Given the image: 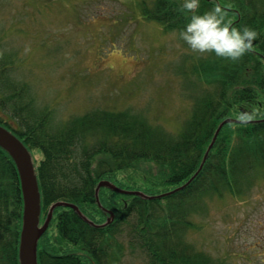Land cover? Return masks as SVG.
I'll return each mask as SVG.
<instances>
[{
    "label": "trees",
    "instance_id": "16d2710c",
    "mask_svg": "<svg viewBox=\"0 0 264 264\" xmlns=\"http://www.w3.org/2000/svg\"><path fill=\"white\" fill-rule=\"evenodd\" d=\"M135 1L144 17L165 29L180 30L189 19L182 0ZM217 2L227 8L226 19L259 35L237 59L210 51L192 66V82L203 89L177 130L127 108L103 106L53 124L51 108L36 107L28 84L11 77V57L0 52V123L41 150L36 171L42 217L51 203L67 200L103 222L109 213L98 205L95 188L104 178L155 195L102 186L100 201L114 218L100 226L70 206H57L38 241V264H119L136 250L146 264H231L227 256L198 247L194 234L203 229L208 199L244 198L264 182V0H200L195 11ZM242 111L254 114L224 123L208 149L218 124ZM22 210L16 164L0 146V264H19Z\"/></svg>",
    "mask_w": 264,
    "mask_h": 264
},
{
    "label": "rangeland",
    "instance_id": "374dc122",
    "mask_svg": "<svg viewBox=\"0 0 264 264\" xmlns=\"http://www.w3.org/2000/svg\"><path fill=\"white\" fill-rule=\"evenodd\" d=\"M179 32L144 17L135 0H0V52L36 107L51 108L53 124L103 106L177 130L203 89L192 66L210 54L193 51ZM30 149L39 162L41 150ZM207 207L196 216L204 222L197 246L231 264H264V182ZM119 264H146L145 254L129 251Z\"/></svg>",
    "mask_w": 264,
    "mask_h": 264
},
{
    "label": "water",
    "instance_id": "95a60500",
    "mask_svg": "<svg viewBox=\"0 0 264 264\" xmlns=\"http://www.w3.org/2000/svg\"><path fill=\"white\" fill-rule=\"evenodd\" d=\"M264 119V117L262 118ZM241 121L240 118L228 116L225 117L217 126L208 149L212 146L219 130L226 122ZM0 146L5 149L10 156L14 159L21 184V191L23 197V211H22V224L19 234L18 242V257L19 264H38L37 247L38 240L43 232L47 229L49 222L52 218L54 209L59 205L70 206L85 220L97 226L109 223L114 218V212L105 207L99 198V189L106 186L117 192L135 193L146 198H152L155 195L147 194L141 189H125L118 186L110 179H101L95 188L96 201L100 207L106 210L109 215L102 223H95L91 220L79 206L67 200H56L48 208L46 217L42 224H40L41 213V193L39 189L38 177L32 158V154L26 144L10 129L0 123ZM208 149L204 153L202 161L205 160ZM202 162L199 167H201ZM184 185V184H183ZM183 185L179 186L182 187ZM177 187V188H179ZM175 189H172L173 191ZM170 192V191H167Z\"/></svg>",
    "mask_w": 264,
    "mask_h": 264
},
{
    "label": "clouds",
    "instance_id": "9594fccd",
    "mask_svg": "<svg viewBox=\"0 0 264 264\" xmlns=\"http://www.w3.org/2000/svg\"><path fill=\"white\" fill-rule=\"evenodd\" d=\"M200 0H182L181 9L189 17L180 29V37L197 52L214 51L217 56L237 59L254 48L258 31L248 25L237 26L226 19L227 8L217 2L204 12L195 11ZM254 113L242 111L239 118L246 121Z\"/></svg>",
    "mask_w": 264,
    "mask_h": 264
}]
</instances>
